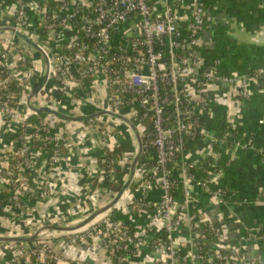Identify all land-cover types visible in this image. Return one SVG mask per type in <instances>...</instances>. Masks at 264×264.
<instances>
[{"label": "built area", "instance_id": "2783aa9c", "mask_svg": "<svg viewBox=\"0 0 264 264\" xmlns=\"http://www.w3.org/2000/svg\"><path fill=\"white\" fill-rule=\"evenodd\" d=\"M7 1L10 7L0 6V28L14 29L40 45L48 57V81L34 105H45L76 117L101 110L120 114L132 122L141 135L142 154L148 153L149 148L156 153L151 169L155 184L146 182L144 188L159 186L163 190V201L159 205L152 203L154 214L150 215L147 225L134 229L123 221L101 215L85 228L63 232V236H71L59 240L62 241L61 248L66 251L81 247L92 238L96 247L108 253L117 264H131L132 258L146 247L158 251L164 264H188L189 260L201 264L204 260L213 262L214 258L234 263L224 253L215 249L207 251L202 243L187 255L175 236L181 224L182 206L191 202L188 198L190 184L203 187L220 201L226 197L221 188L191 183L195 177H190L188 170L193 163L183 160L184 152L203 136V117L209 113L211 105L209 87L231 88L240 98L248 99L252 79L262 72L229 75L221 72L217 60H203L201 37L206 28L207 0ZM3 37L0 72L8 69L9 78L28 83L27 92L14 109L8 106V102L0 100V127L14 136L0 160V183L46 203L51 192H58L59 187H66L69 182L71 174L66 164L71 163L70 154L77 157L82 173L87 172V158L95 150L113 148L111 134L117 123L107 116L70 122L51 114L40 116L32 112L26 102L33 87L32 81L38 76L37 72H32L33 67L41 60L35 59L37 51L12 32L8 31ZM27 69L30 77L23 74ZM6 82L7 79L0 80V94L6 89ZM31 115L38 117L30 122ZM123 128L133 135L129 125L121 120V130ZM40 142L42 146L37 145ZM236 142L229 124L215 139V143L223 145H239ZM246 147L254 148L253 141L249 140ZM13 154L22 156L23 164L17 165L20 173L11 181L13 174L8 168V158ZM42 155L44 167L48 165L43 180L51 182L45 183L43 196H36L35 192L41 187H38L34 173L39 180ZM37 157H40L38 163ZM171 163L181 166L185 194L184 203L175 213L170 211L176 199L173 194L176 183L171 180L173 170L169 168ZM209 165L217 166L213 162ZM212 173L208 172L210 176ZM142 179L143 174L138 180ZM29 185L31 188L27 191ZM87 185L89 187L86 186L79 202L86 206L85 210L91 208L94 211L104 200V194ZM59 192L64 193L61 188ZM14 200L18 201L17 198ZM14 203L8 204L25 208L19 202ZM3 204L5 202L0 201V205ZM159 216L164 220L160 233H149L152 228L159 229L153 223ZM210 230L219 237L222 234L219 227L211 224ZM258 232L246 229L249 235L246 239L264 244V237L257 235ZM60 256L52 245L41 241L38 248L33 247L24 254L34 264H71L60 260Z\"/></svg>", "mask_w": 264, "mask_h": 264}, {"label": "crops", "instance_id": "0c3cea01", "mask_svg": "<svg viewBox=\"0 0 264 264\" xmlns=\"http://www.w3.org/2000/svg\"><path fill=\"white\" fill-rule=\"evenodd\" d=\"M206 4V28L201 37L203 60L207 62L217 60L221 72L229 75H253L262 72L252 79L251 96L248 99L240 98L231 88L217 85L209 87L211 105L209 113L203 117V136L199 142L184 152L183 160L186 163L199 164L211 158L219 167L218 171L210 176V184L213 187L227 188V200L220 201L209 194H204L199 186L193 185L190 208L185 210L184 222L177 231V237L185 253L189 255L194 252L198 245L197 240L202 237V223L207 221L222 228L220 243L213 245L211 249L217 250V247H223L224 251L229 253L234 263L227 261L225 264H264V244L259 245L246 239V229L264 232V76H262L264 74V0H207ZM0 6L10 7L7 0H0ZM35 59L41 60L38 53H35ZM35 66L41 69L37 70V73L42 77L40 80L42 81L45 69L42 60ZM227 124L236 134L235 139L239 145L215 143V139L222 135ZM124 132L125 130L121 131V134ZM116 136L117 133L112 136L114 145ZM13 139L12 132L4 131L0 127V160ZM249 140L253 141L254 148L246 147ZM122 147L125 149L124 144ZM70 155L71 163L66 164L70 168L69 182L66 187H59L58 192L56 191L54 197L48 201L50 206L58 207L60 204L62 211L66 212L77 208L75 203L81 205L80 196L88 186L78 184L81 178L86 173L98 170L94 153L87 158L89 170L85 173H82L78 167L77 157ZM60 188L64 193L59 192ZM127 190L114 206L117 209L113 207L111 210H115L112 212H117V216L125 224L140 229L144 226L149 213L142 211L134 214L129 201L132 194ZM65 194L67 196H64ZM102 194L108 197L112 193L106 191ZM157 198L156 189L146 196L148 203H151L149 200L153 202ZM176 198L181 200L179 194ZM104 201L101 205H105ZM193 227L195 231L192 230ZM61 243L62 241H59L56 245V250H63ZM6 244L22 245L29 250L35 246V241ZM6 244L0 242V264H9L7 254L5 256L2 252L5 248L2 246ZM59 254L60 260H69L71 264H117L108 253L98 249L94 242L69 248ZM131 264H164V261L158 251L146 247L132 258Z\"/></svg>", "mask_w": 264, "mask_h": 264}, {"label": "rangeland", "instance_id": "374dc122", "mask_svg": "<svg viewBox=\"0 0 264 264\" xmlns=\"http://www.w3.org/2000/svg\"><path fill=\"white\" fill-rule=\"evenodd\" d=\"M37 70H41V69L39 67L35 66L34 71H32V72H34V73L38 72ZM26 71H27V73H26ZM28 73H29L28 69L24 70V72H23V74L25 76L27 75L30 77V73L29 74ZM31 77L34 78L35 76L31 75ZM41 78L42 77H40V75H39L38 77L33 79L32 82L34 84H38L40 82ZM113 122L117 123V125H119L118 126V132H117L118 136H116L117 138L114 137L115 141L117 142V144H121V145L124 144V147L126 149V157H124L122 164L120 163V167L122 165L123 172L120 173L119 175L115 176V179L117 181H120V183L123 185L128 178V175H129L128 172L130 169V164H131V162H132V160H133V158L137 152V144H136V140H135L133 135L130 136L131 134H129V135L126 134L127 130L125 128H123L121 130V121H118L115 119V120H113ZM124 130L126 133L124 132L123 134H121V131H124ZM114 135L115 134L112 132L111 136H114ZM112 141H113V139H112ZM39 158L37 159V163L39 161ZM41 164H42L41 168L39 169V172H38V174L40 175L39 180H38V178L35 177V173H34V178L38 181V187H41V188L37 189V192H35L36 196L37 195L43 196L44 193L42 191H43L44 187H46L45 183L48 184L51 182V181L45 182V180H43L44 179L43 174L47 170L48 165H46V167H44V161H42ZM30 175H31V172L29 171V176H26V177L29 178ZM141 176H142L141 171L138 169V173L136 174V177L134 178L132 184L135 182L138 183L140 190H138L135 194H132V198L134 199V197H135L134 195H138L139 199H137V200H140L142 198V193H145V195L147 196L148 193H150L156 189L158 191V198L156 200H153V202L149 199L148 200H149V202L156 203L157 205L161 204L163 201L162 200L163 190L159 186L156 188H152V189L147 190L146 188H144V186H146V184L145 183L141 184V181L138 180ZM132 184H131V186H132ZM193 187L194 186L190 184V188H189L190 189V195L188 197L189 199L191 197V188H193ZM30 188H31V186L29 185V189H26V190L30 191ZM127 192L129 193V190H127ZM5 193H9L11 197L19 199L20 201L19 200L17 202L15 201V203L19 202L21 204H24L25 208H19V206L15 203H14V205H17V207L12 206L8 203L3 204V206L0 205V235H2V236H20V235L30 236L37 228H39L43 225H48V224H60V225L66 224V225H70V226L76 225L79 222H81L82 220H84L87 216H89L93 212V210L91 208L88 211V210H85L86 206L84 207V205H79V203H75V205H77V208H74V210L76 209L75 210L76 214H70L72 212H66L65 210L62 211L61 206H60L61 208L60 207H54L52 205L50 206L48 204L49 199L46 201V203H41L38 199H33L32 197L23 195L22 193H17L16 190H13L9 186H6V185H3L2 183H0V199H4ZM55 193H56V190L54 192H51L52 196L50 195V197L51 198L54 197ZM111 193L112 194L110 196L104 197L105 201L104 200L103 201L105 203L110 201L114 197V195L116 194L115 192H111ZM28 194H30V193L28 192ZM225 200H227L226 197L223 201H225ZM93 201H94V199H93ZM129 201H130V199H129ZM96 204H98V203H96ZM99 204L100 205L97 208L103 206V205H101V203H99ZM181 205H182L181 200L179 198L174 199V203L170 206V211L175 213L177 208L180 207ZM189 208H190V205L188 203H187V205L182 206V210L179 214V218H180V222H181V224L179 225V228L184 222L185 210H188ZM114 209H117V208L114 207ZM112 211H115V210H110V211L106 212L105 214H103L102 216L106 215L108 217H112L114 219H117L118 221L121 222V218H119L117 216L118 213L112 212ZM153 214L154 213L150 212L149 216L150 215L152 216ZM161 217L162 216H159L157 221L153 222L154 224H157L159 229L157 231H155L154 228H152V230L149 233H154V234L160 233V227H161V225H164V220ZM150 219H151V217H147L146 222L144 224L145 226L147 225V223ZM178 229H177V231H178ZM41 235L42 236H41L39 241H41L44 244L52 245L53 249H55V250H56V245L59 243V240L62 239V237L69 238L71 236V235L63 236V232L51 233L48 231L43 232ZM175 236H177V232H176ZM202 238H203V236H202ZM38 242H36L34 245H38ZM201 243H203V242H201ZM3 247H5V248L2 252L5 256L7 254L9 264H34L33 261L30 260V258L24 257V254L26 252L30 251L31 249L27 250L26 248H24V246H22V245L21 246H15V244H6V246H2V248ZM217 248H218L217 251H219L221 253L224 252L223 247H217ZM56 251H58L59 253L65 252V250H62V251L56 250ZM3 254H2V256H3ZM194 262L195 261L189 260L188 264H193ZM46 264H48V263H46Z\"/></svg>", "mask_w": 264, "mask_h": 264}, {"label": "trees", "instance_id": "16d2710c", "mask_svg": "<svg viewBox=\"0 0 264 264\" xmlns=\"http://www.w3.org/2000/svg\"><path fill=\"white\" fill-rule=\"evenodd\" d=\"M5 71L0 72V80L7 79L6 82V89H3L0 94V100L3 102H8V106L12 109H14L18 103L21 101V98L23 95L27 92V82L21 83L18 79L9 78L8 77V69H4ZM40 116H46V114H41ZM38 115H31L30 122H33L37 119ZM228 125V124H227ZM118 132V128H116L113 133L116 134ZM236 134L233 132V136L235 137ZM37 145L42 146V143H38ZM126 155V150L122 147L121 144L115 143L112 149H104L103 151L95 150L94 156H95V162L97 163L96 166H98V170L96 172L87 173L84 175V177L81 178L79 181V185L84 186L87 185V183L90 185L91 190L96 191L100 190L101 192L105 193L106 191L111 192H118L120 188L122 187V184L120 181H117L114 176L119 175L123 172L122 167H120V163L124 156ZM93 156V157H94ZM43 155L41 157V161L43 160ZM156 160V153L153 148H149V152L143 153L140 160H139V166L138 169L140 170V167H142V164L145 163L144 169L141 170V173L143 174V179L141 180L142 183H151L155 184V182L151 178V169ZM8 168L13 174V176L10 178L11 181H14V179L18 176L20 171L17 169L18 164H23V157L19 154H13L10 155L8 158ZM212 162L211 158H207L203 160L199 164H193L191 168L188 170V174L190 177L194 178V180L191 182L193 184L200 183L201 185L205 184L210 186V175L208 172H216L218 171V167H211L209 163ZM169 168L173 170L171 180L175 181L176 187L173 190V194L175 198L177 195H180L181 202L185 200V194L184 189L182 186V180H181V166L175 165L173 163L169 164ZM102 171V172H101ZM217 188H221L225 193L228 192L227 188H223L221 186H218ZM201 191L204 194H208V192L202 187L200 188ZM131 194H135L139 189L138 183H133L132 186L129 188ZM64 196H67L65 194ZM63 196V197H64ZM135 196V197H134ZM134 199H130V205L131 208L134 211V214H139L141 211L151 212L154 213V206L151 203H148L146 200L145 193H142V198L140 200L138 195H134ZM141 197V196H140ZM69 200V199H68ZM2 202H7L10 204H13L15 202L13 197H10V194H6L4 199H1ZM63 204L64 202H59ZM194 204V203H193ZM25 206L24 204H22ZM58 207H60V204H58ZM61 208V207H60ZM62 209V208H61ZM76 210V209H75ZM72 210L69 212H72L70 214H76V211ZM196 209H194L195 211ZM68 212V211H67ZM78 213V212H77ZM195 213L200 216L198 211H195ZM150 217V216H149ZM220 228V232H222V228ZM201 229L203 230V238L197 240L198 244L203 242L205 244V249L207 251L213 250L211 249L213 245L220 243V238L218 235H216V232H212L210 230V224L206 221L203 222L201 225ZM193 231H195V228H192ZM259 236L264 237V232H258ZM249 237L248 233H246V237ZM38 241H35V243ZM94 240L89 238L87 240V244H93ZM202 243V244H203ZM4 244V243H2ZM6 244V243H5ZM19 246V245H18ZM34 247L38 248V245H35ZM225 255H228L229 253L227 251L223 252ZM229 256V255H228ZM230 257V256H229ZM69 261V260H68ZM201 264H225V261H218L216 258H214L213 262H209L207 260H204L201 262Z\"/></svg>", "mask_w": 264, "mask_h": 264}, {"label": "water", "instance_id": "95a60500", "mask_svg": "<svg viewBox=\"0 0 264 264\" xmlns=\"http://www.w3.org/2000/svg\"><path fill=\"white\" fill-rule=\"evenodd\" d=\"M8 31L12 32L13 34H15L20 39H23L24 43L29 48L37 51V53L40 55V58L43 62L44 68H45L42 81L39 84L33 85L32 89L29 92L28 97H27L26 104L32 112L37 113V114H43V113L51 114V115H54L56 117H59V118L65 120V121H70V122H85V121L100 118L103 116L111 117V118L119 120V121L123 120L129 125V127L131 128L133 135L137 141V152H136V154H135V156H134V158L130 164L129 175H128L126 182L122 185L120 190L114 195V197L110 201L106 202L105 205L94 210L84 220H82L78 224L72 225V226L66 225V224L43 225V226L37 228L30 236H21V235L20 236H2V235H0V242L27 243V242L38 241L41 238V234L45 231H48L51 233H53V232H75V231H78L82 228H85L91 222H93L97 217L105 214L106 212L110 211L114 206H116L117 203L121 200V197L123 196L124 192L131 186V184L134 180L136 170L138 168V163H139V160L142 156L143 144H142L141 135L139 134V132L137 131V129L133 125V123L130 122L127 118L121 116L120 114L111 112L109 110L96 111V112L90 113V114L83 116V117H76V116L66 115V114L59 112V111H56L54 109H50L49 107H47L45 105L39 106V107L35 106L34 104H35V102L39 96L40 91L42 90V88L44 87V85L48 81V73H49L48 57L45 54V52L43 51V49L40 47V45L34 43L33 41H31L27 38H24L22 35H20L14 29L0 28V42H4L3 35H6ZM262 76H264V74ZM17 200H19V199H17Z\"/></svg>", "mask_w": 264, "mask_h": 264}]
</instances>
